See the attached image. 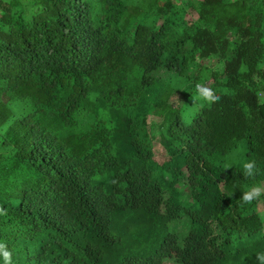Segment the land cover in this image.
Returning <instances> with one entry per match:
<instances>
[{
  "label": "trees",
  "instance_id": "1",
  "mask_svg": "<svg viewBox=\"0 0 264 264\" xmlns=\"http://www.w3.org/2000/svg\"><path fill=\"white\" fill-rule=\"evenodd\" d=\"M202 86L218 99L202 103ZM258 94L264 0H0V244L12 264H261ZM229 154L258 174L217 165ZM252 185L262 192L243 203Z\"/></svg>",
  "mask_w": 264,
  "mask_h": 264
},
{
  "label": "clouds",
  "instance_id": "2",
  "mask_svg": "<svg viewBox=\"0 0 264 264\" xmlns=\"http://www.w3.org/2000/svg\"><path fill=\"white\" fill-rule=\"evenodd\" d=\"M202 99L207 103H211V102H214V99H218V98H213V97L209 96L207 91H206L205 95L202 97ZM262 104H264V94H258L257 98H256V106H259ZM156 157H157V155H156ZM166 157H167V151H166ZM233 163H240V166L242 169V174L246 179H253L259 172V166H258L255 159H244V160L237 161L235 159V157H232V156L226 157L225 161L223 163L224 169L225 170L230 169L232 167ZM261 192H262V189L258 185H252L250 188H248L243 193L241 200L243 203H251V201L254 198H257L261 194ZM259 206H262V205H259ZM263 209H264V207H263ZM258 211H259V209H258ZM0 214H2V213H0ZM191 229H192V226H191ZM188 235L189 234L187 232V234L184 236V238L186 236L188 237ZM0 255L3 256V258L5 260V264H12L11 253L6 250V248L3 244H0ZM257 259L261 262V264H264V254L258 255ZM170 261H167L166 263L163 262L162 264H170Z\"/></svg>",
  "mask_w": 264,
  "mask_h": 264
},
{
  "label": "rangeland",
  "instance_id": "3",
  "mask_svg": "<svg viewBox=\"0 0 264 264\" xmlns=\"http://www.w3.org/2000/svg\"><path fill=\"white\" fill-rule=\"evenodd\" d=\"M191 10L188 11V14H186L185 19H187L188 21L191 19V17L193 18V14H191ZM207 91L208 95H209V90L207 89V87H200L199 89V94H200V98H201V102L204 103L205 101L202 99V97L205 95V92ZM182 98L178 97L177 95L172 94L170 100L168 101V103L172 106V107H179L182 105ZM149 121L154 123V124H159L160 123V119L159 117L155 116V115H151L149 116ZM153 148L155 151V154L157 155V157H159L160 159H164L166 157V150L165 148L162 146L161 144V140H154L153 141ZM245 145H240L239 148V153L244 152L245 151ZM220 147H217V149H219ZM231 154V153H230ZM230 154L228 155V157L230 156ZM223 163L224 160L218 161L217 165L223 167ZM237 167V166H236ZM224 169V167H223ZM237 169L239 170V168L237 167ZM229 169H227L226 171L228 172ZM171 214H175V207L173 206V209L170 210ZM259 214L261 216H264V209L262 206H259ZM188 219V216H185ZM174 232L178 233L180 236H185V232L183 231H179L176 228V225H172ZM189 234V233H188ZM48 235L46 236L47 239ZM145 243H147V241H144ZM144 242L141 243V246L144 247Z\"/></svg>",
  "mask_w": 264,
  "mask_h": 264
}]
</instances>
